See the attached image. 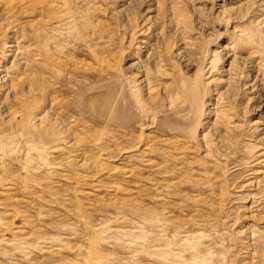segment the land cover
<instances>
[{
	"label": "rangeland",
	"instance_id": "rangeland-1",
	"mask_svg": "<svg viewBox=\"0 0 264 264\" xmlns=\"http://www.w3.org/2000/svg\"><path fill=\"white\" fill-rule=\"evenodd\" d=\"M0 264H264V0H0Z\"/></svg>",
	"mask_w": 264,
	"mask_h": 264
},
{
	"label": "bare ground",
	"instance_id": "bare-ground-1",
	"mask_svg": "<svg viewBox=\"0 0 264 264\" xmlns=\"http://www.w3.org/2000/svg\"><path fill=\"white\" fill-rule=\"evenodd\" d=\"M225 48H227V46H225ZM86 153V152H85Z\"/></svg>",
	"mask_w": 264,
	"mask_h": 264
}]
</instances>
